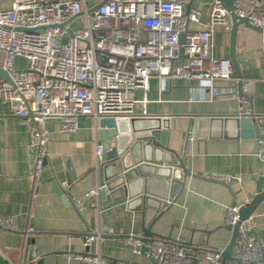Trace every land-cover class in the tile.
Returning a JSON list of instances; mask_svg holds the SVG:
<instances>
[{
    "label": "crops",
    "instance_id": "obj_1",
    "mask_svg": "<svg viewBox=\"0 0 264 264\" xmlns=\"http://www.w3.org/2000/svg\"><path fill=\"white\" fill-rule=\"evenodd\" d=\"M214 1H193L191 8H200L202 16L199 23L189 24L191 29L206 27ZM11 4L12 0H0V8H9ZM84 24L82 14L71 20L73 26ZM230 49V33L217 30L214 33L213 55L230 59ZM235 55L243 73L245 96L239 93L237 77L215 80L216 87L226 91L212 94L205 79L167 77L163 80L155 74L150 79L148 102L145 107L139 104L137 108L139 114L144 108L146 110V115L136 116L145 120L142 128L145 132L154 125V118H169L165 137L167 146L183 158L193 174L230 176L228 182L233 192L222 183L190 175L182 184L178 179L179 172L175 173L177 178H168L163 174L169 171L163 167L154 170L156 176L148 184L154 194H159L157 198L169 203L152 230L165 238H183L196 257V264H215L205 255L208 251L225 250L230 242L232 230L226 227L227 208L236 204L245 205L257 193L253 160L257 140L249 136L223 137V127L212 126L204 119L199 126L198 118L236 114L261 117L257 172L264 176L262 31L240 24ZM138 96L142 98L143 93ZM245 99L249 102V112L246 111ZM99 121L91 115H82L77 131L69 133L61 130L59 120L50 119L47 124L51 134L49 152L35 181L32 170L36 150L30 145L34 123L15 116L10 104L0 100V217L15 218L13 230L0 228V254L12 264L20 260L25 232L29 227L33 228L31 235L40 256L45 257L43 264H99L78 257L86 250L84 236L94 216L97 219L91 232L106 234L96 243L94 250L106 256L103 264H150L146 254H134L131 245L123 240L130 232L144 228L140 200L113 205L100 217L98 210L89 207L91 200L85 199L82 219L77 208L65 204L53 187L57 182L75 198L82 197L101 181L96 168L97 143H103L108 150L117 145V138L103 140ZM195 131L197 135H194ZM189 136L192 138L188 141ZM136 139L134 137L133 141ZM261 181L264 188V177ZM65 183L67 187H63ZM143 186V179L135 176L129 189H132V194H140ZM157 205L150 203L151 208L146 212L147 222L154 216ZM253 215L256 217L257 232L264 233V199Z\"/></svg>",
    "mask_w": 264,
    "mask_h": 264
},
{
    "label": "built area",
    "instance_id": "obj_2",
    "mask_svg": "<svg viewBox=\"0 0 264 264\" xmlns=\"http://www.w3.org/2000/svg\"><path fill=\"white\" fill-rule=\"evenodd\" d=\"M190 1L107 0L89 11L88 0H12L9 8H0V68L7 74H0V100L10 104L15 116L34 123L30 145L36 150L35 181L49 152L50 119L59 120L62 131L74 133L82 115L96 120L146 115L145 108L142 114L137 108L148 102L150 79L155 74L163 80L205 79L212 94L226 91L214 82L230 78L233 66L229 58L214 56L213 48L217 30L231 31L230 11L215 0L206 27L194 30L189 24L199 23L202 11L197 7L187 11ZM234 10L264 34V0H234ZM81 14L85 24L71 25ZM182 33L184 43L180 42ZM244 103L249 112L248 100ZM104 151L105 145L97 143V169ZM210 175L230 180L228 175ZM104 188L106 183L100 181L82 197L73 198L75 207L83 210L84 200L99 198ZM240 207L227 208L226 223L239 220ZM256 224L253 214L241 221L232 257L224 264H264V233H254ZM0 227L13 230L15 218L0 217ZM32 231V227L27 229ZM101 234L85 235V244L100 242ZM144 237L142 229L123 240L134 254L147 247L145 254L157 264H196L183 238L154 237L146 242ZM78 257L99 264L105 259L101 253ZM205 258L222 264V251H208Z\"/></svg>",
    "mask_w": 264,
    "mask_h": 264
},
{
    "label": "water",
    "instance_id": "obj_3",
    "mask_svg": "<svg viewBox=\"0 0 264 264\" xmlns=\"http://www.w3.org/2000/svg\"><path fill=\"white\" fill-rule=\"evenodd\" d=\"M107 0H100L95 2L94 0H88L89 11H93L99 5ZM194 0H191L187 5L186 10L189 11L192 7ZM220 1L229 11L232 18V28L230 31L231 37V49H230V60L233 66V72L231 77L238 78V89L241 96H245L243 91V73L239 66V62L236 58V41L238 35V29L240 24H244L246 27L255 28L262 31L258 26H255L250 23L248 17L239 16L234 10V0H218ZM180 42H185V33L180 35ZM183 55V48L180 49V56ZM0 74L7 76L6 72L0 68ZM32 118V114H29ZM154 125L152 128L145 132L142 130L143 122L142 118L132 117V118H111L104 117L99 121L101 127V134L103 135V140H106L108 137H116L117 145L112 146L104 153H102V163L99 165V174L101 177V182H105L107 188L101 189L99 198L91 200L89 207L99 211V216L103 217L104 211L116 204L121 202H128L131 204L135 200H140L142 202L141 213L143 214L144 222V240L150 242L154 237H162L160 234L152 230L153 224L158 220V218L165 212L169 203L168 200L163 198H157L159 194H154L151 187L148 186L151 178L156 176L155 171L157 168L162 169L167 168L168 173L163 174L168 178L176 177V172H179L178 179H180L182 184L185 182L186 178L190 176L200 177L203 179H208L224 184L231 192V184L223 179L212 178L209 176H202L193 174L189 170L183 158L175 151L171 150L167 146L166 129H169V118H154ZM203 119L209 121L212 126L220 125L223 127V132L221 135L223 137H252L255 138V150H254V170L256 172L257 178V193L251 199V201L240 207L239 220L235 224L226 223V227L232 230V236L229 244L222 251V264L232 257L234 246L237 242V237L239 235V226L242 220L248 218L254 213L259 203L264 199V188L262 186L261 178L264 177L257 172V156L260 153L259 151V142L261 141L260 136V126L261 117H255L254 114L247 115H220V116H200L198 118V125L200 126L203 122ZM229 127L231 130H229ZM124 129V130H123ZM197 135V131L195 134ZM137 139L133 141V138ZM168 164V166H165ZM152 169V170H150ZM171 172V173H170ZM139 177L143 179L144 186L143 192L140 194H132V189L130 188L131 181L133 177ZM146 185V187H145ZM54 189L62 196L65 204L73 203L72 195L63 189L57 182L53 185ZM150 203L158 204L155 209V214L149 222L146 221V212L149 210ZM75 206V205H74ZM79 216L83 219L82 211L79 209ZM97 216H94L91 219V225L88 226V234H92L91 228L94 227ZM1 228V227H0ZM32 233V232H31ZM31 233L25 232V241L21 248L20 260L17 264H43L44 258L40 256V251L38 246H35V240L32 237ZM254 233L258 234L257 230H254ZM106 234H101V237H105ZM122 237V236H120ZM96 247V241L91 242L86 245V250L82 254H95L94 251ZM92 252H89V250ZM147 247H143L142 251L145 254ZM39 257V258H37ZM106 259V256H103ZM150 264H157L152 258H150ZM0 264H12L9 260L3 255L0 254Z\"/></svg>",
    "mask_w": 264,
    "mask_h": 264
},
{
    "label": "rangeland",
    "instance_id": "obj_4",
    "mask_svg": "<svg viewBox=\"0 0 264 264\" xmlns=\"http://www.w3.org/2000/svg\"><path fill=\"white\" fill-rule=\"evenodd\" d=\"M19 62H21L23 64V63H25V60L20 59Z\"/></svg>",
    "mask_w": 264,
    "mask_h": 264
}]
</instances>
